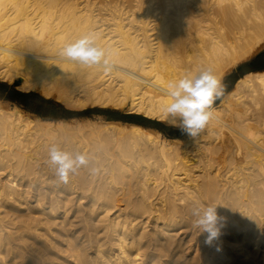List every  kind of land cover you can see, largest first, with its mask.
Here are the masks:
<instances>
[{"label": "bare ground", "instance_id": "1", "mask_svg": "<svg viewBox=\"0 0 264 264\" xmlns=\"http://www.w3.org/2000/svg\"><path fill=\"white\" fill-rule=\"evenodd\" d=\"M89 31L111 72L59 55ZM262 46L264 0H0V80L74 110L166 121L169 81L209 66L222 81ZM217 106L198 136L170 141L139 124L41 120L0 102V264H264V70ZM85 138L108 150L89 152ZM53 144L88 153V168L60 182ZM151 156L162 163L153 187L149 165L142 181L135 168ZM199 205L223 217L211 245L192 226Z\"/></svg>", "mask_w": 264, "mask_h": 264}, {"label": "clouds", "instance_id": "2", "mask_svg": "<svg viewBox=\"0 0 264 264\" xmlns=\"http://www.w3.org/2000/svg\"><path fill=\"white\" fill-rule=\"evenodd\" d=\"M62 58L75 62L84 68L102 67L105 73L111 72L112 60L108 49L98 43L95 32H87L78 39L68 42L59 52ZM168 102L163 108V118L170 124L178 125L191 137L198 136L215 119L214 103L224 95V86L209 67L188 71L177 80L166 85ZM47 163L54 169L55 175L67 184L70 176L82 168H88V153L63 150L53 144L48 149ZM93 173L97 169H90ZM194 217L192 226L206 232L205 243L211 245L220 236L223 217L217 213V205H199L191 210Z\"/></svg>", "mask_w": 264, "mask_h": 264}, {"label": "trees", "instance_id": "3", "mask_svg": "<svg viewBox=\"0 0 264 264\" xmlns=\"http://www.w3.org/2000/svg\"><path fill=\"white\" fill-rule=\"evenodd\" d=\"M261 70H264V52L257 55L252 61L240 65L235 71L227 76L232 77V81L227 85L224 84V95L234 86L238 78L246 73ZM0 93L4 99L15 103L26 112L35 114L43 120H55L57 118L66 119L73 116L96 113L107 117L109 121L135 123L146 128L157 129L162 133L171 134L170 127L165 126L157 120L144 117L140 114L122 113L118 110L102 108L86 109L81 112L70 111L64 109L61 104L51 98H45L34 91L21 92L16 90L14 87H9L5 83H0ZM221 98L216 101L213 107L221 100Z\"/></svg>", "mask_w": 264, "mask_h": 264}, {"label": "rangeland", "instance_id": "4", "mask_svg": "<svg viewBox=\"0 0 264 264\" xmlns=\"http://www.w3.org/2000/svg\"><path fill=\"white\" fill-rule=\"evenodd\" d=\"M264 52V46H262L261 48H260V50H258L254 55H252L251 57H249L247 60H244V61H242L241 63H239L229 74H227V75H225L224 77H223V79H222V84H223V86H224V84H229L231 81H232V77H227L228 75H230L233 71H235L240 65H242V64H244V63H248V62H250V61H252L257 55H259V54H261V53H263ZM253 72V71H252ZM227 77V78H226ZM20 81H21V79H18V80H16L14 83H11V82H3V81H1L0 80V83H5V84H7L9 87H14L16 90H18V91H21V92H30V91H32V90H30V89H26V90H23V89H21V88H19V87H17V86H15V83L16 82H18V84L20 83ZM36 93H38V92H36ZM39 94V93H38ZM40 95V94H39ZM42 96V95H41ZM54 96H52V97H50L51 99H53L54 101H56V102H58L57 100H55L56 98L54 97ZM0 102L1 103H3V104H5L6 105V107H8V108H12V107H14V106H16V107H18L23 113H25L27 116H29V117H31V118H40L39 116H37V115H35V114H32V113H29V112H26L25 110H23L21 107H19V106H17L15 103H13V102H11V101H9V100H7V99H4L3 97H2V95H1V93H0ZM220 102V101H219ZM219 102L214 106V111L216 110V107H218L217 105L219 104ZM59 104H61L60 102H58ZM216 103V102H215ZM214 103V104H215ZM62 106H63V108L64 109H67V110H70V111H76V112H81V111H83V110H86V109H92V108H102V109H112V110H118V111H121L122 113H129V112H127V111H125V109H115V108H111V107H98V106H96V107H87V108H85V109H82V110H74V109H69V108H67V107H65L63 104H61ZM134 114H137V113H134ZM140 115H143V114H140ZM144 116V115H143ZM144 117H146V116H144ZM147 118H149V117H147ZM41 120H42V118H40ZM150 119H152V118H150ZM60 120H64V121H67V122H69V123H73L74 121H81V122H86V120L88 121H95V122H97L98 124H103V123H108V122H116V121H109L108 119H107V117H105V116H103V115H99V114H96V113H90L89 115H78V116H73V117H69V118H66V119H61V118H57V119H55V120H53V121H60ZM154 120H157V119H154ZM157 121H159V120H157ZM120 122V121H119ZM159 122H161V123H163L165 126H167V127H170L171 128V134L170 133H162V132H160L159 130H157V129H153V128H146V129H148V130H150V131H152L155 135L157 134V135H159V136H161L162 138H164V139H167V140H170V141H176V140H186L187 138H189V134H187L186 132H184V131H182V129L178 126V125H173V124H169L168 122H166V121H159ZM121 123H128V122H122L121 121ZM128 124H135V123H128ZM89 140H91V141H89ZM68 143V142H71L69 139H66V140H63L62 142H64V144H66V142ZM85 141H87V143H89V144H87L88 146H90V147H87L86 149L87 150H89V152L90 151H92L91 149V147H96V145L95 146H93L94 144H92V143H94L93 142V140L92 139H86L85 138ZM86 143V142H85ZM69 144V143H68ZM98 147V150L96 149V148H94V150H95V152H97V151H100V153L101 154H104L103 152H106L108 149H106L107 147H108V145L107 146H104V147H99V146H97ZM89 148V149H88ZM101 149H103V151L101 150ZM104 149H106V150H104ZM94 150L92 151V152H94ZM111 153V152H110ZM110 153L109 154H106V157L107 158H109L108 160H107V162H105V163H108V161L109 162H111L112 161V159H115V155L117 154V152L115 153V152H113L112 151V155H114V156H112V155H110ZM112 156V157H111ZM111 157V158H110ZM114 157V158H113ZM152 158H153V156H151ZM136 158H137V156H136ZM152 158H150V157H145V161H146V163H143V162H141L140 164H136L135 163V168L138 170L137 171V174H139L140 176H141V178H140V176L139 175H137L138 176V179H140L141 181L143 180V178L144 177H142L143 176V174H144V172H145V178H147V179H149V180H147L148 181V184H149V187H153L152 185H153V183H156L157 181H159V180H157L156 181V179L158 178V174L156 175V173H157V167H160V166H162V163L160 162V160H158L157 162H155L156 161V158H155V156H154V158L152 159ZM152 159V160H151ZM111 160V161H110ZM125 160H129V158H125ZM132 161H134L135 162V160H132ZM132 161H130V162H132ZM154 163L155 164H157L156 166V168H155V165H154ZM144 164V165H143ZM132 165H134V163L132 162ZM139 165L141 166V165H143V170H142V167H139ZM145 165H149V168H151V170H149L148 169V172L145 170ZM141 168V169H139V168ZM153 168H154V170H153ZM161 168V167H160ZM140 170V171H139ZM141 170L142 171H144L143 172V174H141L142 172H141ZM154 171H156V173L155 174H152V172L154 173ZM147 173V174H146ZM151 174V175H150ZM148 177H147V176ZM152 175H154V176H152ZM144 178V179H145ZM101 179H103V178H99V180H101ZM153 179V180H152ZM151 181V182H150ZM152 183V184H151ZM190 252H192V250L191 251H189V253L188 254H190Z\"/></svg>", "mask_w": 264, "mask_h": 264}, {"label": "water", "instance_id": "5", "mask_svg": "<svg viewBox=\"0 0 264 264\" xmlns=\"http://www.w3.org/2000/svg\"><path fill=\"white\" fill-rule=\"evenodd\" d=\"M18 85V82L15 83V86Z\"/></svg>", "mask_w": 264, "mask_h": 264}]
</instances>
